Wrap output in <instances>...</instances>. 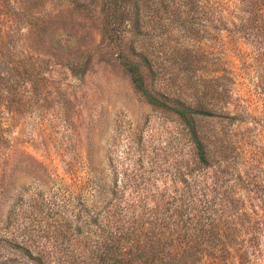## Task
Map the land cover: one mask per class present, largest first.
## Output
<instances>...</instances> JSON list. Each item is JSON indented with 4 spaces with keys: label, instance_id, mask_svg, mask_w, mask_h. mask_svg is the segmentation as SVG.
Here are the masks:
<instances>
[{
    "label": "rangeland",
    "instance_id": "1",
    "mask_svg": "<svg viewBox=\"0 0 264 264\" xmlns=\"http://www.w3.org/2000/svg\"><path fill=\"white\" fill-rule=\"evenodd\" d=\"M137 1L139 31L133 0L115 18L104 0H0V264H30L18 243L78 263L106 222L217 206L238 180L242 207L262 206L247 158L233 173L198 167L179 119L145 101L118 55L167 106L212 110L198 130L246 149L264 180V30L227 26L239 0Z\"/></svg>",
    "mask_w": 264,
    "mask_h": 264
},
{
    "label": "trees",
    "instance_id": "2",
    "mask_svg": "<svg viewBox=\"0 0 264 264\" xmlns=\"http://www.w3.org/2000/svg\"><path fill=\"white\" fill-rule=\"evenodd\" d=\"M120 3L122 0H104L103 9L111 12L110 18H115L113 13L122 9ZM232 7L237 11L234 17L237 24L227 20V26L237 25L258 38L260 35L257 34L264 30V0H239L237 4H226L227 9ZM133 8L136 16L133 29L139 31L137 0H133ZM119 27L120 23L109 22V31L114 35ZM262 58L259 56L257 61ZM118 59L128 73L133 88L147 103L168 109L179 119L188 134L198 167L222 165L226 173H233L240 158H247L243 169L255 173L254 192L261 194L262 206L253 209L242 207L237 196L242 191L238 180L233 188H225L217 206L190 208L186 215L177 210H172L171 215L150 210L145 219L136 213L130 216L123 228L115 230H111V223L106 222L88 258L72 264H262L264 238L254 234L242 235L250 233L257 223H264V180L258 177L261 172L258 161L248 159L246 149L236 150L231 142L211 140L198 130L197 122L215 115L203 103L191 106L177 102L176 107L167 106L145 88L139 62L120 54ZM225 70L230 73V66L227 65ZM223 87L227 93L229 86L225 84ZM262 90L264 92V86ZM15 246L26 255L30 264H50V259L32 253L28 246L19 243Z\"/></svg>",
    "mask_w": 264,
    "mask_h": 264
}]
</instances>
